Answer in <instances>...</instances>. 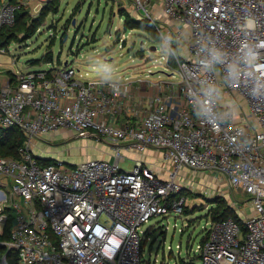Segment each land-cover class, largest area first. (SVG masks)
Instances as JSON below:
<instances>
[{
    "label": "built area",
    "instance_id": "built-area-1",
    "mask_svg": "<svg viewBox=\"0 0 264 264\" xmlns=\"http://www.w3.org/2000/svg\"><path fill=\"white\" fill-rule=\"evenodd\" d=\"M33 1L0 0V28ZM128 1L154 27L177 76L156 80L148 69L82 80L65 61L0 78V129L17 127L24 138L18 158L0 155V264L9 252L17 264H150L142 227L183 213L184 168L221 176L251 205L244 217L238 201L230 205L238 220H210L200 264H264V0ZM139 83L153 90L146 101ZM56 131L94 134L114 146V160L42 162L38 140ZM151 148L167 176L139 159L120 167L126 153ZM6 210L14 217L1 238Z\"/></svg>",
    "mask_w": 264,
    "mask_h": 264
},
{
    "label": "rangeland",
    "instance_id": "rangeland-1",
    "mask_svg": "<svg viewBox=\"0 0 264 264\" xmlns=\"http://www.w3.org/2000/svg\"><path fill=\"white\" fill-rule=\"evenodd\" d=\"M46 1L35 0L25 6L28 15L36 16ZM125 14L132 18L133 26H125ZM145 19L148 24L143 12H137L128 0H60L57 12H49L44 24L30 38H25L20 30H13L12 40L0 53V78L13 77L16 71L63 67L65 61L80 70L82 80L106 76L116 79L118 75L144 76L148 69L152 70V78L156 80L158 76L165 77L164 73L177 76L176 67L166 69L161 59L166 53L159 39L151 38L143 28ZM123 42L124 47H119ZM152 45L156 49L149 51ZM49 54L51 62H45L44 57ZM104 59L108 60L106 64ZM154 59L160 60V64L154 65ZM37 146L36 155L50 157L70 168L88 158L114 160V146L94 134L81 136L69 131L49 132L38 140ZM134 153H126L125 161L120 163L123 170L129 171L133 167L131 154ZM135 154L143 158L146 152ZM163 162L160 156L154 158L149 166L160 175L167 176L168 165ZM180 175L185 179L182 180L184 188L178 194L185 198L188 213L183 212L176 221L173 215L167 219L154 216L143 225V229L149 228L150 241L145 243L144 252L145 260L150 264L155 258L154 264H200L197 246L201 244L204 229L209 226L207 212L213 201L222 199L229 205L238 201V213L242 217L251 212L248 197L231 191L221 176L194 172L189 168L181 170ZM18 202L21 203L20 200ZM10 213L6 210V214ZM167 220L168 229L163 232L159 227Z\"/></svg>",
    "mask_w": 264,
    "mask_h": 264
},
{
    "label": "trees",
    "instance_id": "trees-1",
    "mask_svg": "<svg viewBox=\"0 0 264 264\" xmlns=\"http://www.w3.org/2000/svg\"><path fill=\"white\" fill-rule=\"evenodd\" d=\"M12 1L15 2V0ZM59 1L60 0H47L45 4L41 7L39 13L34 17H30L28 15L29 11L27 10V8H25V6H21L16 11L13 24L2 26L0 28V49L6 48L8 43L12 40L14 36L13 35L14 29L22 31L25 38H30L31 36H33L38 30V28L42 26V24H44L46 15L49 12H53V13L57 12V5ZM141 20H142L141 22H143L144 19ZM132 22H133L132 18L128 14H125L124 15L125 26L126 27L133 26ZM149 23L150 22H148L147 24V20L145 19V24H143L142 26L149 32L151 38L157 41L159 37L155 32L154 27L152 25L150 26ZM51 28L55 29V26L51 25ZM44 58H45V62H51V54L47 55ZM23 140H24L23 135L19 130V128L17 127H13L10 129H0V155L12 156L18 158L19 148L21 147ZM40 160L42 162L52 161V159H40ZM183 212H185L186 214L188 213L185 207ZM7 216L8 217L6 219L5 232L3 233L1 238L7 237V231L9 230L11 221L14 217L12 212ZM207 216H209L210 220L212 221H221L229 217H233L236 220H238V216L236 215V212L230 207L229 203L227 204L222 199H217L213 201V205H211V207H209L208 209ZM7 259L9 261V264H17L16 256L14 252H9L7 254Z\"/></svg>",
    "mask_w": 264,
    "mask_h": 264
},
{
    "label": "crops",
    "instance_id": "crops-1",
    "mask_svg": "<svg viewBox=\"0 0 264 264\" xmlns=\"http://www.w3.org/2000/svg\"><path fill=\"white\" fill-rule=\"evenodd\" d=\"M135 87L137 89V95H139L140 97L144 98V100L146 101L148 96H150L152 93H153V90L150 88V87H147L146 83H139L138 85L135 84ZM38 145V143H37ZM38 147V146H36ZM35 147V148H36ZM35 155H36V152L34 151ZM150 155H152V157L150 158ZM38 156V155H36ZM131 156L134 158H132L133 160L135 159H139V160H142V162H144L145 164H147L148 166L150 165V163L153 162V159L154 158H158L161 156V152L157 149H148L146 151V154L144 155V157L142 158V156H139L138 154H131ZM39 158L41 159H52V158H48V157H41V156H38ZM141 157V158H140ZM164 164L167 165V163L163 162ZM167 167V166H165Z\"/></svg>",
    "mask_w": 264,
    "mask_h": 264
},
{
    "label": "water",
    "instance_id": "water-1",
    "mask_svg": "<svg viewBox=\"0 0 264 264\" xmlns=\"http://www.w3.org/2000/svg\"><path fill=\"white\" fill-rule=\"evenodd\" d=\"M155 49H156V47H155L154 45H152V46L149 48L150 51H154Z\"/></svg>",
    "mask_w": 264,
    "mask_h": 264
},
{
    "label": "clouds",
    "instance_id": "clouds-1",
    "mask_svg": "<svg viewBox=\"0 0 264 264\" xmlns=\"http://www.w3.org/2000/svg\"><path fill=\"white\" fill-rule=\"evenodd\" d=\"M250 23H253V22L250 21ZM107 79H108V78H107V76H106V77H105V81H106V82H107ZM112 90H113L114 92H118V91L115 90V89H112Z\"/></svg>",
    "mask_w": 264,
    "mask_h": 264
}]
</instances>
